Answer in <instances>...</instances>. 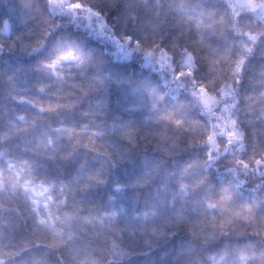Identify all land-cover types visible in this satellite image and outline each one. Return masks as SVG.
I'll return each instance as SVG.
<instances>
[{
	"label": "clouds",
	"instance_id": "9594fccd",
	"mask_svg": "<svg viewBox=\"0 0 264 264\" xmlns=\"http://www.w3.org/2000/svg\"><path fill=\"white\" fill-rule=\"evenodd\" d=\"M0 264H264V0H0Z\"/></svg>",
	"mask_w": 264,
	"mask_h": 264
}]
</instances>
